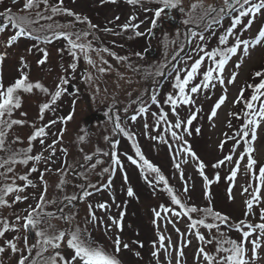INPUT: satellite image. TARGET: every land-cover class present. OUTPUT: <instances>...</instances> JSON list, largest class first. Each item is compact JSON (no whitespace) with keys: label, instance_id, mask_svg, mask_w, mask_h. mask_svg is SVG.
<instances>
[{"label":"snow or ice","instance_id":"obj_1","mask_svg":"<svg viewBox=\"0 0 264 264\" xmlns=\"http://www.w3.org/2000/svg\"><path fill=\"white\" fill-rule=\"evenodd\" d=\"M2 2V0H0ZM19 0H12V3H17ZM115 3L116 0H111ZM144 2L154 3L159 5L154 10V19L149 32H153L160 20L162 14L168 15L173 12H179L181 14V24L184 26V32L182 34V41L191 46L193 41H197L195 44V52H189L188 57H197L194 62L188 64L185 61V67L179 68L176 63H172L171 66L165 62L158 66H148L145 69L133 68V71L142 73L146 79H152L156 81L157 85L159 81L157 77L171 76L172 77V91L166 94L163 101V105H167L170 108L171 114L176 118L175 123L169 121V113L164 110L163 105L157 98L155 89H151L148 93V101L151 105H156L159 109L158 112H151L154 121V128L157 132L160 131L161 125H163V135L151 136L150 139L157 140L160 143L166 144L170 150L174 152L172 159L175 161L174 167L180 171V179L184 180L183 171L181 170L182 164L188 163V159L184 157H190L195 162V166L198 169L199 175L203 178V182L206 186L212 184V180L205 174L206 165L199 159L197 154L192 150L191 145L185 139V136H191V125L193 121L197 119V112L199 109L190 112V114L181 120L178 109L181 106H194V96L201 91L214 89L217 85L222 88L224 95L218 98L213 109L210 112L209 119L217 116V110L224 105L227 98V86L234 84L237 79V72H233L230 77L225 78L226 65L233 57H237L241 53L243 56H248L251 48L264 44V27L258 30V35L254 40L242 39L241 32L237 29L242 26L243 31H247L251 28L253 22L258 16H264V0H222V3L217 5L205 6L202 0H198L197 3H193L189 10H185L182 7V0H127L128 4L137 5ZM44 5V11H40V6ZM64 0H56L54 4H50L49 0H24L22 8L19 10L23 15L13 13L12 8H7L4 12H0V33H4L9 27L15 30L5 42V48H11L21 38H30L35 41H40L44 44L51 43L55 39H63L67 45V52L72 57V62L68 68L72 72H75L77 68V62L81 55L84 60L96 67L95 61H93L89 53L92 51L108 52L107 48L93 49L90 42H84L87 37L92 35V30L96 29V25L91 24V21L87 18H82L79 14L67 9L63 6ZM151 10V9H145ZM47 13V14H46ZM57 15H66L67 17L74 18L76 22L87 24L88 30L80 31H68L73 27L72 24H58L53 21V18ZM171 18V17H169ZM230 18L229 26L224 29L223 33L217 37V46L212 49H207V37L206 32H211L216 35L217 28H223V20ZM245 18L247 22H245ZM119 19V17H117ZM136 17L132 16L130 21L122 26L123 30L138 29L140 25L138 23H132ZM47 21L50 23H41ZM39 25V27H37ZM105 31L109 29L105 28ZM135 36L139 37L144 33L135 31ZM179 35V34H178ZM230 40L232 41L231 46ZM37 50L42 52V58L37 61L38 66L45 65L48 58V51L46 48H40L37 46ZM32 50L29 49V52ZM63 51V50H62ZM185 51L184 43L179 46L178 52L174 53L171 57L172 61H176L180 52ZM115 56V53H110ZM7 53L0 54V63L6 58ZM140 58H143L142 53H136ZM116 59L124 61L127 57H116ZM207 61V64L205 63ZM102 63L107 64L106 60H102ZM241 63H237L235 67L238 69L241 67ZM20 77L14 81L11 85L5 87L0 77V209L4 207L11 208L13 204L22 202L29 199L28 195H22L26 189L31 187L35 189L37 187L33 179L30 176L33 173L40 172L38 179L42 183V192L36 198L35 207H29L24 211L27 215L21 216L19 213H14V222H9L6 217L0 216V238H5V234L8 232H15L14 239H5L4 244L0 246V255L5 253L6 250H10L13 255L18 254L17 264H121L117 258L118 254L122 250H127L129 245L124 243L119 235L112 240L113 251L106 250L103 246L99 245L96 240L91 236L87 227L81 228L76 220L78 211L75 208V202L83 201L92 196L95 192L101 191V187L91 182L81 183L77 187L78 192H74L72 195H64L60 204L62 205L56 212L47 211L50 204H55L57 201L48 200L47 181L44 179L45 172L51 171V169L45 168L43 171L39 169L41 162L47 164L51 156L55 155L56 144L60 143L63 138V130L57 134V139L52 144L45 147V138L48 135L46 131L51 128L52 125L60 122L66 125L69 121L73 120V114L66 117H60L59 121L53 119L47 124L37 125L35 121L29 122L25 119L13 118L14 113L22 107V95L32 94L34 90H39L40 93L47 96L49 99L47 102H43L39 108V119L43 120L46 112H53L57 110L58 101L61 100L62 95L71 94L67 85H69V77L62 76L59 80L54 91H49L48 87H45L40 82H31L27 69H29L28 63L21 57L20 61ZM171 67V71H168ZM202 67L204 71L201 72ZM67 71V69H66ZM98 71L104 73L107 71L104 67H99ZM256 78H259L258 83H246L245 87H242L239 95L237 96L234 104L243 103L244 108L241 113H230L231 117H235L238 120H243V123L238 130L232 135L227 136L226 139L221 141L219 148L223 150L224 144L228 140H233L235 143L231 149L230 154L226 155L223 159L217 161L212 165L215 169H220L226 164L233 162L236 149L241 143L245 145L243 152L239 155L235 161V167L230 171V175L226 177L229 182H234L237 179V175L241 166V163H245V174L251 177L252 184L251 191L249 187L243 189V193L248 195V199L245 200L246 211L245 215H252L254 209L258 208L264 200H262V189H264V166L257 168L258 161L254 158L253 142L257 137V130L264 125V71H257L254 73ZM199 77V82L197 78ZM91 77H86V82L90 81ZM191 85V86H190ZM246 89H251V95L245 99L244 92ZM99 92V89H96ZM141 97L137 103L138 107L134 110L133 114L128 117L131 122L135 123L138 119V115L143 116L146 120L147 114L150 111L149 102ZM124 113L128 112V108L125 107L122 110ZM114 108L108 109L105 113L113 124V131L117 134H122L123 137L132 141V148L134 149V155L138 159H134L129 155L127 159L131 164L135 165L142 177L154 190L163 185L162 191H165L170 198V202L173 207L160 206L159 210L153 209L154 220L153 223L157 224V221L164 220L167 223H173L168 216L182 219L187 217L189 223L187 224V232H180L179 228L175 230L180 237V245L174 249L177 251V264H182L184 257V247H187L191 240H186V236H195L200 242V246L196 253L197 264H258L259 256L258 250L261 248V241L264 240V208H259L260 222L253 224L246 219L240 220L238 223L230 222V218L220 212L214 211L212 207H206L199 209L196 206H188L180 196L176 193L173 187L169 186L168 179L161 173V169L153 163H151L141 151L140 146L135 141L133 134L126 128L121 126V116L115 114ZM22 116H26L27 113L22 112ZM28 125L33 129L29 136L28 147L23 149H16L13 144L22 143L18 136L11 142L8 141V133L14 128V126L23 127ZM145 129L149 127L148 123L144 124ZM228 127H232L229 121ZM197 133L200 132L199 128H196ZM165 136H170L171 140L175 142V145L169 143ZM81 140L84 139L82 135ZM107 139V137L105 138ZM39 141L42 146L40 154L33 155V142ZM116 142L110 143V149L115 151ZM43 151H48L49 156L45 157ZM60 151L64 154L65 165L67 166L66 156L67 149L61 148ZM99 151V150H98ZM104 156H109V152L102 153ZM180 157L181 159H177ZM83 160L91 162L93 156L85 154ZM31 166L28 167L30 165ZM98 163L102 161L97 160L91 164L90 170H94ZM23 165L28 167V171L24 174H18L14 171V165ZM113 165L123 168L121 160L118 157H111L109 160V167L103 169V173H108L110 176L113 174ZM70 168V166H68ZM85 167V165H81ZM63 173L64 169L58 170ZM9 173H12L11 182L8 183ZM81 179H87V173L80 172L78 174ZM102 175V173H101ZM23 181V185H17L16 180ZM127 181V175L124 176ZM215 182H219V173L214 174ZM66 180L61 179L58 183V189L63 191ZM111 180H108L107 184L103 185L104 188L111 187ZM234 186V184H233ZM189 191L187 182L184 184L183 192L186 194ZM15 194L12 202L7 199L9 195ZM126 195L133 197L135 195L131 187L127 188ZM229 199H232L231 188L228 189ZM206 196L211 203V193L206 191ZM113 203H115V196L112 195ZM70 207L67 212L65 208ZM100 210H109L110 206L107 203H99L95 206ZM88 215L84 218L85 224H93L98 226L100 218L96 216L93 210V205L88 204ZM179 209V210H176ZM162 213L164 214L162 216ZM193 214H197L194 218ZM123 215L121 212L119 218L109 216L108 220L112 226H115L119 232L123 231ZM211 219L212 222H207ZM53 220H59L64 227H58L52 223ZM23 221V223H21ZM167 225H165L166 227ZM221 226H225L230 230L234 229L241 234L239 241L231 239L227 236L226 232L221 231ZM175 227V224H173ZM204 228L212 233L215 230V235L210 238L205 237L200 231ZM159 229V225H157ZM24 230L27 235L24 236V247L18 246V241L21 239L20 232ZM110 231L109 227L105 228V232ZM29 236L34 237L32 243L28 244ZM250 237H254L251 238ZM168 241L166 245L165 241ZM215 244L214 252L210 253L206 250V246ZM250 245V247H249ZM143 247V244L139 245ZM172 250L171 238L165 236L158 231V239L153 244L152 256L157 260L159 264L160 251L165 252L169 256L168 264H171L170 255ZM33 252L35 255L33 256ZM69 253V255H65ZM139 255V253H136ZM0 264L3 261L0 260Z\"/></svg>","mask_w":264,"mask_h":264},{"label":"rangeland","instance_id":"obj_2","mask_svg":"<svg viewBox=\"0 0 264 264\" xmlns=\"http://www.w3.org/2000/svg\"><path fill=\"white\" fill-rule=\"evenodd\" d=\"M121 0H116L115 3L111 0H64L63 6L72 10L73 12L79 14L82 18L91 19L93 25H96L100 28H119L120 25L128 23V19L132 16L140 17L137 19L138 24L141 23L139 31L144 34L149 33V29L152 25L153 19H150L147 22L146 18L148 16L153 17L154 10L158 8L159 5L154 3L144 2L139 4L138 8H134L133 5L127 4L122 5ZM56 0H49L50 4H54ZM198 0H182V7L187 11L190 9L191 4L197 3ZM205 6L217 5L222 3V0H202ZM24 0H19L17 3H12V0H2L0 2V12H4L7 8H12L13 13L19 11L23 6ZM143 4L145 8L142 7ZM44 9V6H42ZM151 9V10H145ZM162 14L160 20L158 21V27H162L161 31L164 28L168 29V32L161 35L156 34L157 29L150 33L152 35V40L156 39L162 41L170 39L173 41L172 45L178 44V41L182 39V34L184 31V26L178 24L173 26L171 23L164 24L162 23ZM119 17V19H117ZM64 18L67 20L71 17ZM183 17L180 18V21ZM74 19V18H73ZM248 18H245L247 22ZM143 22V23H142ZM230 18H225L223 20V28H217L216 35H213L211 32H206L207 37V49H212L217 46V37L223 33L224 29L229 26ZM135 23V22H134ZM181 23V22H180ZM143 24V25H142ZM264 27V16H258L253 22L251 28L247 31H243L242 26L237 30L241 32L242 39L254 40L258 35V30ZM171 30V31H169ZM15 30H12L10 27L6 29L4 33H0V54L7 53L5 60L0 63V77H2V82L7 87L12 84L14 80L20 76L19 68L21 57L28 63L29 69L28 73H31V78L33 80L46 79L48 82H56L60 80L62 76L69 77V85H67L71 94H64L61 98V101H58L57 110L55 113L49 111L44 115V119L40 120L39 117V106L34 104V100L30 101L28 105L25 106L24 113H27L26 116L21 115L19 110L15 118L25 119L29 122L35 121L37 125L47 124L49 121L56 119L59 121L60 117H66L67 115L74 114L73 120L69 121L66 125L58 122L54 124L51 128H48L47 137L45 138V147L53 143L57 139V134L63 130V138L60 143L56 144L55 155L51 156L47 164L41 162L39 164V169L43 171L45 168L51 169V171L45 172L44 179L47 181L48 190H47V199L55 200L57 203L50 204L47 208V211L56 212L59 207L57 193H54L56 185H58L61 179H64L68 182L67 175H70L72 172L69 170L71 161L75 160L76 163L83 162V155L81 152L77 151V147L74 146V139L79 132L80 125L82 121H85L89 124L90 127L94 129V136H90L88 143L84 144V148L87 149L88 153H95L98 151V144L103 145L104 149L109 152V156L118 157L121 160L123 168L113 165V174L110 176L108 173H103L105 167H109V158L104 156L99 150L98 156L102 163H98L94 170L88 172V177L93 175V180L101 187V191H93V195L87 199L80 201L79 204L75 202L77 208L78 217L76 218L79 226L81 228L87 227L88 231L91 233V236L96 240V242L103 246L108 251H113L112 240L115 239L117 235L121 238L124 243L129 245L127 250H122L118 254V259L121 264H157V260L152 256L153 244L158 239L159 233L164 234L167 237L171 238L172 250L170 255L171 264H177V251L174 249L178 248L180 245V237L176 228H179L180 232H187V224L189 223L187 217L182 219H177L176 217L171 216V213L168 214L173 223H167V221L160 220L157 221V224L153 223L154 212L153 209L159 210L160 206L173 207L175 208L170 199L166 196L165 192L162 191L163 185L158 186L155 190L148 185L145 179L142 177L139 169L131 164L127 159L129 155L133 156L134 159H138L134 155V149L132 148V141L123 137L122 134H117L109 127V120L107 117L104 119L101 118L100 113L97 112V108L101 107L102 104L108 103L109 101L117 99V102L121 105H126L131 98L133 97L134 91L132 89H141L146 85V81L141 73L133 71L126 63V61H121L116 59V55L113 56L111 52L100 51L99 55L97 52L92 51L89 53L90 58L95 61L96 67L89 65L81 55L79 61L77 62V68L75 72H72L68 68L69 64L72 62V57L64 49V40L54 39L51 43L46 44L45 48L47 49L49 55L45 65L38 66L37 61L42 58L43 53L37 50L35 40L30 38H21L19 41L13 45L11 48H5L4 44L7 39L13 35ZM179 34V35H178ZM155 41V40H154ZM197 41H193L192 45H187L185 51L177 57L178 67L183 69L185 67V61L188 64L194 62V59L197 57H192L189 59L188 53L195 52V44ZM232 41L230 40L229 46H231ZM150 47V46H149ZM148 47V48H149ZM172 47V46H171ZM41 48V47H40ZM29 49L32 51L29 52ZM94 49V48H93ZM63 50V51H62ZM147 50V49H146ZM152 51V49L150 50ZM149 51V52H150ZM156 53H158L156 51ZM163 54V51L160 52V56ZM147 55L151 62L150 66H157L158 54L152 58L151 54ZM159 56V57H160ZM102 60H106L108 63H102ZM241 63L240 68H236L237 63ZM264 62V44L260 46H255L251 48L248 56H243L241 53L237 57H233L225 69V78L231 76L235 71L238 73L237 79L234 84L227 86V98L224 105L217 110V116L209 119L210 112L213 109L215 103H217L218 98L224 95L222 88L217 85L214 89L201 91L199 94L194 96L195 105L194 106H181L178 109L181 120H184L192 111L199 109L197 112V119L193 121L191 125V136H185V139L191 145L192 150L199 156L200 160L206 165L205 174L209 179L213 178L212 172L219 173L220 180L215 182L210 186H206L203 182V178L199 175L198 169L195 166V162L192 161L190 157H184L188 159V163L182 164L181 170L183 171L184 180L180 179V171L174 167L175 161L172 159L174 152L168 148L166 144L160 143L157 140L150 139L151 136L163 135V125L160 127V131L157 132L154 128V121L151 115V112H158L159 109L156 105H151L148 101V95L146 101L149 102L150 111L147 114L146 120L143 116L138 115V119L135 123L131 122L128 117H130L134 110L137 108L135 105L132 107V110H129L127 114H124L128 126L126 127L134 136L135 141L141 148V151L145 157L153 163V165L161 169V173L168 177L170 183L180 189V191L188 197V199L196 204L206 203L208 197L206 196V191H209L214 199L222 206H226V211L230 212L233 217L237 220L246 219L248 222L257 224L260 222L259 219V208H264V202L260 204L258 208L254 209L252 215H245L246 206L245 200L248 199V195L243 193L245 187H249L251 177L245 174V163H241L237 179L234 182H229L226 177L230 175V171L235 167V161L239 155L243 152L245 145L243 143L236 149L235 155L233 157V162L231 164H226L220 169H215L212 167L217 161L223 159L226 155L230 154L231 149L235 141L228 140L224 144L223 150L219 148L221 141L226 139L227 136H232L238 128L235 123V117H231L229 114L233 113L240 104H234L237 96L240 93L242 87L246 86V83L256 82L258 78L255 79L254 73L257 72L262 63ZM139 63V62H138ZM207 64V61L205 62ZM141 65V62L139 63ZM99 67H104L107 69L106 72L101 73L98 71ZM67 69V71H66ZM169 70V69H168ZM204 71L202 67L201 72ZM86 77H91V80L86 82ZM163 77H158V79ZM157 85V83H152L147 86L154 87L156 89L157 98L163 105V101L167 93L172 91V78L168 76L166 80ZM199 82V77L197 81ZM191 86V85H190ZM99 89V92L96 91ZM246 94H249V89H246L244 92V97ZM115 98V99H114ZM35 101H38V99ZM164 110L169 113V121L175 123V117L171 114L170 108L167 105H163ZM104 121L103 123L100 121ZM229 121L231 122L232 127H228ZM148 123L149 127L145 129L144 124ZM105 128V130H104ZM196 128L200 129V132L195 131ZM104 130V131H103ZM33 129L28 125L23 127L14 126L13 130L8 133V141L11 142L15 139L16 136L20 138L22 143L13 144L16 149H23L28 147L29 136L32 133ZM107 137V139H105ZM117 137L116 141L115 138ZM168 139L169 143L175 145V142L171 140L170 136H165ZM113 141L116 142L115 151L110 149V143ZM254 147V158L258 161L257 168L264 166V125H262L257 130L256 140L253 142ZM67 149V166L65 165L64 154L60 149ZM42 146L39 144V141L33 142V155L40 154L42 151ZM100 154V155H99ZM45 157L49 156L48 151H43ZM202 158V159H201ZM177 159H181L177 157ZM82 160V161H80ZM96 160V161H97ZM94 161V160H92ZM95 161V162H96ZM91 163V162H87ZM81 165V164H80ZM79 165V166H80ZM31 166L30 165L28 167ZM14 171L18 174H24L28 171V167L17 164L14 165ZM81 168V167H79ZM64 169V172L61 173L58 170ZM0 171H3L1 169ZM80 171V170H77ZM102 173V175H101ZM76 174V171H75ZM79 172L77 173V175ZM127 175V181H125L124 176ZM12 173H9L8 183L11 182ZM40 172L33 173L30 176V179H33L37 187L35 189L29 187L26 189L25 193L22 195H28L29 199L13 204L11 208L4 207L7 214H9V222H14V213H19L21 216L27 215L25 209L35 207L36 198L42 192V183L38 179ZM108 180H111V187L104 188L103 185L107 184ZM187 182L189 191L185 194L183 192L184 184ZM252 182V181H251ZM17 185H23V181L19 179L16 180ZM234 184V186H233ZM131 187L135 193L133 197H128L126 195L127 188ZM231 188L232 199H229L228 189ZM215 190V191H214ZM251 191V187H249ZM15 194L9 195L7 198L11 203ZM112 195L115 196V203H113ZM262 200H264V189L261 192ZM93 205V210L97 217L100 218L98 226H95L91 223L85 224V217L88 215L89 209L88 204ZM99 203H107L110 208L109 210H100L95 206ZM3 208V209H4ZM2 210V209H1ZM65 212L68 211V208L64 209ZM179 210V209H176ZM121 212L123 215V231L119 232L115 226L110 224L108 220L109 216L119 218ZM164 214L162 213V216ZM23 223V221H21ZM52 223L56 224L58 227H64L61 221L53 220ZM175 224V227H173ZM159 225V229H157ZM165 225H167L165 227ZM109 227L110 231L105 232V228ZM205 233L206 232H202ZM231 234L241 239V234L235 230L231 231ZM27 233L24 230H21L20 237L18 241L19 247H24V236ZM16 236L15 232H8L5 234V238H0V246L4 244L5 239H14ZM254 238V237H250ZM34 237L29 236L28 244L32 243ZM186 240H191V243L184 247V257L182 264H197L196 262V253L200 246V242L193 236H186ZM166 245L168 241H165ZM143 244V247L139 245ZM250 247V245H249ZM259 256L261 257L258 260V264H264V240L261 241V248L258 250ZM139 253V255H136ZM35 252H33V256ZM69 255V253H65ZM0 260L3 261V264H17L18 254L13 255L10 250H6L5 253L0 255ZM169 256L160 251L159 264H168Z\"/></svg>","mask_w":264,"mask_h":264},{"label":"trees","instance_id":"obj_3","mask_svg":"<svg viewBox=\"0 0 264 264\" xmlns=\"http://www.w3.org/2000/svg\"><path fill=\"white\" fill-rule=\"evenodd\" d=\"M120 2H121L122 5H127L128 4L127 3V0H121ZM145 5L146 4H143L142 7L145 8ZM42 6H44V5L41 4L40 11H44V9L42 8ZM133 7L134 8H138L139 7V4L133 5ZM14 12L16 14H20V15L25 14V13H21L20 11L17 12L15 10H14ZM64 16L65 15H57V16H55L53 18V21L55 23L64 24V25L72 24L73 27L70 28V29H67L68 31L88 30L87 24H83V23L76 22L73 18H69V19L66 20L64 18ZM135 17H136V20L135 21H132V23H134V22L136 23L137 22V19L140 18V17H137V16H135ZM150 19H154V13H153V17L152 16H148L146 18L147 22H149ZM88 20H90L91 21V24H93V22H92V20L90 18ZM129 21H130V19H128V22ZM41 23H50V22L42 21ZM139 25H141V23ZM122 26L123 25H120V27L119 28H116V29H115V27L114 28L113 27L112 28L108 27L107 29H109V31H105L104 28H100V27L97 26L95 30H92V35L88 36L87 37V40L84 41V42H90L91 45H92V48H94V49L107 48L108 49V52L115 53V55L117 57H127L128 59L127 60H124V62L126 61L127 65L132 70H133V68L145 69L148 66H150V64H151L150 60L151 59L148 58V56H149V55H147L148 53L151 54L152 58H154L156 56V54H158V56H156L157 57V60L160 59V61L157 62L158 65L167 62L170 66H171L172 63H176V65L178 66V63L175 62V61H172L171 60V57H172V55L174 53L178 52L179 46H180L181 43H184L185 47L187 46V43L186 42H183L182 39L180 41H178V44H175L174 43V45H172L173 42H177V41L176 40L173 41V40H170V39H167V40L162 41V38L160 40H157V41H156V39H154L155 40L154 41V40H152V37L150 35V32L148 34L146 33V34H144L142 36L137 37V36H135L134 33L139 28L138 29H129V30L125 31V30H123ZM37 27H39V25H37ZM161 28L162 27L159 28L157 26V28H156L157 29L156 34L161 35L163 33L168 32V29L167 28H164L162 31H161ZM169 31H171V30H169ZM182 32H184V31H182ZM35 42L36 43L33 44V46H36V47L38 46V47H41V48H45V46H46V44H44V43H42L40 41H35ZM64 43H65L64 49L67 51L68 45H67V43L65 41H64ZM151 49H155V51H157L158 53L153 54V52L150 51ZM161 51H163V54L160 56V52ZM136 53H142L143 54V58L138 57L136 55ZM180 54H181V52L179 53V55ZM138 62L139 63L141 62V65ZM168 71H171V67H169V70ZM258 71H264V62L262 63V66L260 67V69ZM28 74H29V79H30L31 82H40V83H42L45 87H48L49 88V91L50 92L51 91H54L55 88H56V86H57V84L59 83V80H57L55 83L52 82L53 79L50 80V82H48V80H46V79L45 80L44 79L33 80L31 78V73H28ZM142 76H143V78L145 80H147L146 81V85H144L140 90L133 88L132 89V91H134L133 97L131 98V101H129L126 105H121L120 103L117 102V99L114 98L115 100L109 101L108 103H104V104L101 105V107H98L97 108V112L100 113L101 115L107 117V120L110 121L109 122L110 129L113 130L114 124H113L112 120L108 116L105 115V113L108 111V109L114 108L116 110L115 114H118V115L121 116V126L122 127H127L128 124H127V121H126V118H125L124 114H127L129 112V110H132V107L133 106L137 105V103H133V101H138L141 97H143V99L145 100L146 97H147V95H148V93L150 92L151 89H155V91L156 90H160V89H156V88L151 87V86L150 87L147 86V84L150 83V85H151L152 83H155L156 81H154L152 79H146L143 74H142ZM19 77H17L16 79H18ZM156 79L160 83V79L161 78L158 79V77H157ZM255 79H256V77H255ZM258 81H259V78H258V80L256 82H250V83L255 84V83H258ZM250 95H251V89H249V94L248 95L246 94L245 99L249 98ZM35 99L36 100L38 99V101H35ZM48 99L49 98L47 96H45L44 94L40 93L39 90H34V92L32 94H23L22 95V107L19 110L21 112H23L25 110V106L28 105L29 102L30 101H33V100H34L33 101L34 104H38V106L40 108L41 104L43 102H47ZM125 107L128 108V112L127 113H124L122 111ZM136 107H138V105ZM243 108H244V105H243V103H241V105L238 106V108L233 113H241L242 110H243ZM19 110H17L14 113L13 118H15V116L17 115V113H18ZM100 122L103 123L104 121L102 120ZM235 123H236V126L239 128L241 126V124L243 123V120H238V119L235 118ZM80 126L81 127L79 129L78 134L76 135V137L74 139V144L73 145L77 147V151L78 152H81V154L83 156L85 154L92 155L94 161H91V163H83L84 161L83 162L76 163L75 160L71 161L69 170L70 171L72 170L73 172L71 171L72 173L70 175L66 174L67 175V178H68L67 179L68 182L64 185L63 191H60L58 189V185H56L55 190H54V193H57V196H60L58 198L59 204H60V201L62 200V198H63L64 195H72L74 192H78L79 191V188L77 186L80 185L81 183H88V182L97 183L96 180L95 181H91V180H93V175L88 177V175H89L88 172L91 171L90 170L91 164L92 163H95V161L97 159H99V156H98V153H97L99 151H97L95 153H88L87 149L84 148V144H87L88 143L89 137L90 136L93 137L94 134H95V132H94V129L92 127H90L89 124L87 122H85V121H82V124ZM238 128H236L235 131H237ZM104 130H105V128H104ZM82 135L84 136V139L83 140L80 139V137ZM97 144H98V150H102L104 152H108L107 150L104 149V146L103 145H100L99 143H97ZM104 152H101V153H104ZM2 155H3V153H0V156H2ZM107 158H109V156H107ZM82 160H80V161H82ZM80 164L81 165H85V167H83V168L81 167L79 173L80 172L87 173V179H81V177L79 175L75 174V171L78 170V168L80 167L79 166ZM215 173H217V172H212L213 178L210 179V180L213 181L212 182V185L214 184V180H215L214 179V174ZM165 177L168 179V177L166 175H165ZM168 181H169V186L173 187V189L180 196V198L182 199V201H184L188 206H196L199 209H203V208H206V207H212L214 209V211L220 212L221 214L228 216L230 218V222H232V223H238L240 221V220H237V218L233 217L230 212L226 211V209H227L226 206H222L219 203H217V201L214 199V197L211 196V203H209V199L207 200L206 203H203V204L193 203V202H191L188 199L187 196H185L180 191V189L177 190L176 187L170 183V180L169 179H168ZM250 183H253V182L250 181ZM165 194L168 197V195H167L166 192H165ZM211 195H214V194L212 193ZM60 206H62V205H60ZM71 206L72 205H69L68 207H66V209L68 208V210H69V208ZM78 207L79 206H75L76 210H77ZM174 207H176V206H174ZM0 216L6 217L8 219L9 214H7L5 208L4 209L2 208V210L0 209ZM77 217H78V215H77ZM193 217L196 218L197 217V214H193ZM207 222H212V221L209 218V220ZM232 230H234V229H232ZM232 230H230L229 228H227L225 226H221V231L226 232L227 233V236L229 238L235 239V240L239 241L238 238H236L235 236H233L231 234V231ZM200 231L206 232V234L203 233V235H205L206 239L207 238H210L212 235H215V230H213L212 233H209L208 230H206V229H204V228L201 227ZM214 249H215V244L214 243L206 246V250L209 251L210 253L214 252Z\"/></svg>","mask_w":264,"mask_h":264},{"label":"flooded vegetation","instance_id":"obj_4","mask_svg":"<svg viewBox=\"0 0 264 264\" xmlns=\"http://www.w3.org/2000/svg\"><path fill=\"white\" fill-rule=\"evenodd\" d=\"M171 15H172V13H170L168 15H163L164 17L162 18V23H164V24L171 23L173 26L178 25V22L175 21ZM169 17H171V18H169Z\"/></svg>","mask_w":264,"mask_h":264},{"label":"water","instance_id":"obj_5","mask_svg":"<svg viewBox=\"0 0 264 264\" xmlns=\"http://www.w3.org/2000/svg\"><path fill=\"white\" fill-rule=\"evenodd\" d=\"M166 76H164V78H165Z\"/></svg>","mask_w":264,"mask_h":264}]
</instances>
